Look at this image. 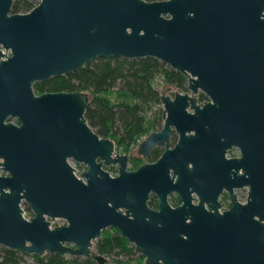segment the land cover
<instances>
[{"label": "water", "instance_id": "obj_1", "mask_svg": "<svg viewBox=\"0 0 264 264\" xmlns=\"http://www.w3.org/2000/svg\"><path fill=\"white\" fill-rule=\"evenodd\" d=\"M11 1L0 0V244L85 256L112 225L147 264H264V0ZM147 54L187 89L160 91L161 125L127 149L163 148L134 167L87 122L86 90L32 87L97 55Z\"/></svg>", "mask_w": 264, "mask_h": 264}, {"label": "trees", "instance_id": "obj_2", "mask_svg": "<svg viewBox=\"0 0 264 264\" xmlns=\"http://www.w3.org/2000/svg\"><path fill=\"white\" fill-rule=\"evenodd\" d=\"M34 2L12 0L10 9L30 7ZM157 74L164 77L166 85L187 88L182 72L149 54L132 57L97 55L68 72L34 80L32 87L34 91L53 88L86 90L84 116L87 122L100 135H109L114 144H121L125 150L136 136L160 125L161 106L149 108L153 102L160 101L162 89L153 83ZM109 92H113L114 99L108 96ZM202 95L200 92L198 98H202ZM147 108L150 115H145ZM159 150L157 146L151 147L146 158L153 159ZM129 159L132 165L139 161L134 154H130ZM94 252L109 256L108 263L103 264H147L143 254L112 225L101 228L100 234L93 240V251L89 255L56 251L26 252L0 244V264H100L93 257Z\"/></svg>", "mask_w": 264, "mask_h": 264}, {"label": "rangeland", "instance_id": "obj_3", "mask_svg": "<svg viewBox=\"0 0 264 264\" xmlns=\"http://www.w3.org/2000/svg\"><path fill=\"white\" fill-rule=\"evenodd\" d=\"M163 79H164L163 76H161L160 74H157V75L154 76L153 83H154L155 85H158V87L161 88L162 91H165V92L169 93L170 95H172V93H173L177 88H176L174 85H172V84L166 85V84L163 82ZM107 94H108V96H109L110 98H112V99L115 98V95L113 94V92H109V93H107ZM154 106H161V102H160V101H159V102H153L152 105H151L149 108L152 109ZM149 108H147V109L145 110V112H146L145 115H146V114H149V115H150V109H149ZM144 134H145V133L139 135L140 138H141ZM135 138H136V137H135ZM135 138L133 139V141H131V142L129 143L128 148L133 147V146H136L137 141H135ZM113 149H114V151H124V149L121 147V144H119V145L114 144ZM126 152L128 153V157H127V161H126V167H134L136 164L140 163V162L145 158V156L142 158L141 155H137L139 161H138L135 165H132V164H131V161H130V159H129V155L131 154V152H130V150H128V149L126 150ZM132 154H133V153H132ZM134 155H136V154H134ZM69 159H70V161H71V163H72L73 166H75V167H77V168H79V169L82 168V165H83V164H82L81 162L75 161V160H73V159H71V158H69ZM109 164H111V163L103 164V166H104L109 172H115V171H116V165L114 164L113 166H110ZM240 193H241V192H240ZM239 195H240V194H239ZM104 228H105V227H103L102 229H104ZM93 240H94V239H92V242H91V251H93ZM24 256H25L26 258H28V255H27V254H25ZM104 256L106 257L105 263H108V261H109V256H108V255H104Z\"/></svg>", "mask_w": 264, "mask_h": 264}, {"label": "flooded vegetation", "instance_id": "obj_4", "mask_svg": "<svg viewBox=\"0 0 264 264\" xmlns=\"http://www.w3.org/2000/svg\"><path fill=\"white\" fill-rule=\"evenodd\" d=\"M184 75H185V74H184ZM185 77H186V76H185ZM186 89H187V88H186ZM200 92L203 93L202 98H208V94L205 93V92H204L203 90H201L200 88H197L196 92L194 93V95L196 96V98H198V94H199ZM160 117H161V119H160V125H161V123H162L161 110H160ZM160 125H159V126H160ZM159 126H157L156 128H158ZM163 144H164V142H163V141H160V142L156 143L155 145H153V146H157V147L160 148L158 154L160 153L161 149L163 148ZM153 146H152V147H153ZM148 151H149V150H148ZM148 151H147V152H148ZM232 151H239L237 145H235V144H231V145L227 146V147L225 148V150H224V154H225V153H228V152H232ZM146 154H147V153H146ZM158 154H157L155 157H157ZM155 157H154V158H155ZM154 158H153V159H154ZM145 159H146V160H152V159H147V158H146V155H145ZM109 165H110V166H113L114 164L111 163V164H109ZM233 188H234L235 191L237 192L238 196H239L240 198H242V196L244 195V193H245L246 190H247V185H246V184L237 185V186L233 185ZM190 192H191L192 194H195L193 191H190ZM240 192H241V193H240ZM239 194H240V195H239ZM230 201H231V197H230V193H229L228 189H227L225 186H222V187L219 189V192H218V202H219L218 207H219V209H222V208L228 206V205L230 204Z\"/></svg>", "mask_w": 264, "mask_h": 264}, {"label": "built area", "instance_id": "obj_5", "mask_svg": "<svg viewBox=\"0 0 264 264\" xmlns=\"http://www.w3.org/2000/svg\"><path fill=\"white\" fill-rule=\"evenodd\" d=\"M139 139H140V136H136L135 141H138ZM74 168H75V169L77 170V172L79 173L80 169L77 168V167H75V166H74Z\"/></svg>", "mask_w": 264, "mask_h": 264}]
</instances>
